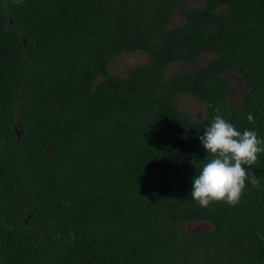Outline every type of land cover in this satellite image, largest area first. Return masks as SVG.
<instances>
[{
    "label": "trees",
    "instance_id": "obj_1",
    "mask_svg": "<svg viewBox=\"0 0 264 264\" xmlns=\"http://www.w3.org/2000/svg\"><path fill=\"white\" fill-rule=\"evenodd\" d=\"M216 115L264 137V0H0V264H264V153L238 204L190 199Z\"/></svg>",
    "mask_w": 264,
    "mask_h": 264
},
{
    "label": "clouds",
    "instance_id": "obj_2",
    "mask_svg": "<svg viewBox=\"0 0 264 264\" xmlns=\"http://www.w3.org/2000/svg\"><path fill=\"white\" fill-rule=\"evenodd\" d=\"M248 119H253L251 114ZM199 140L211 158L192 178L190 199L203 207L213 202L238 204L247 184L259 183L253 165L264 153V137L254 130L240 131L223 116L216 115Z\"/></svg>",
    "mask_w": 264,
    "mask_h": 264
},
{
    "label": "rangeland",
    "instance_id": "obj_3",
    "mask_svg": "<svg viewBox=\"0 0 264 264\" xmlns=\"http://www.w3.org/2000/svg\"><path fill=\"white\" fill-rule=\"evenodd\" d=\"M200 4L196 2L187 3V6ZM185 20L184 15L181 11H178L175 14V18L173 20V25H179L182 24ZM210 54H204L203 59L205 61H209L211 59ZM148 58L147 55L144 53L138 52V53H124L121 54L111 65V68L114 73H122L124 69L141 63L145 62ZM190 66H187L186 68H189ZM180 67L175 65L172 66L171 72H174L178 70ZM230 76L235 80V87L231 93L230 102L232 105L238 104L242 98H243V82L241 76L236 72H230ZM178 104L186 109L191 111L194 115L202 116L205 113L204 106L194 97L190 96H182ZM182 230L185 231H194V230H207L213 228V225L208 221H202V222H195V223H184L181 226Z\"/></svg>",
    "mask_w": 264,
    "mask_h": 264
}]
</instances>
